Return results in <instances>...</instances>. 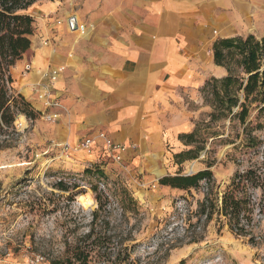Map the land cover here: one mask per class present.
<instances>
[{
    "label": "rangeland",
    "instance_id": "1",
    "mask_svg": "<svg viewBox=\"0 0 264 264\" xmlns=\"http://www.w3.org/2000/svg\"><path fill=\"white\" fill-rule=\"evenodd\" d=\"M254 33L260 37L264 28ZM201 96V105L189 104L190 109L199 108L195 143L181 140L178 151L167 144L172 155L164 171L166 176L209 171L211 178L181 191L161 186V178L148 171L129 173L127 166L114 162H119V152L104 144L101 152L106 160L83 164L74 158L73 148L51 137L44 114L36 119L20 114L25 127L17 125V114L13 133L0 136V264L66 262L76 246L80 251L92 249L87 264H263L264 214L257 208L252 213L251 243L249 237L232 234L223 217L218 220L214 214L206 219L198 205L205 197L220 204L234 174L261 162L264 104H251L246 124L241 125L236 119L213 121L209 106L213 98L207 92ZM244 126L260 140L256 148L245 147ZM79 144L76 150L82 149ZM191 150L199 151L194 160L187 155ZM58 182L67 191L60 190ZM85 194L95 206L79 204L77 197ZM251 194L252 200L259 198L257 190ZM96 210L98 219L92 222Z\"/></svg>",
    "mask_w": 264,
    "mask_h": 264
},
{
    "label": "crops",
    "instance_id": "2",
    "mask_svg": "<svg viewBox=\"0 0 264 264\" xmlns=\"http://www.w3.org/2000/svg\"><path fill=\"white\" fill-rule=\"evenodd\" d=\"M28 11L31 54L11 69L15 91L35 112L58 115L50 135L81 163L106 160L104 133L124 147L116 164L158 179L167 144L178 151L195 127L199 108L190 102L201 105L206 81L227 75L213 44L264 28V0H36ZM56 68L50 82L45 74ZM47 99L60 107L47 108ZM84 140L91 149L76 150Z\"/></svg>",
    "mask_w": 264,
    "mask_h": 264
},
{
    "label": "trees",
    "instance_id": "3",
    "mask_svg": "<svg viewBox=\"0 0 264 264\" xmlns=\"http://www.w3.org/2000/svg\"><path fill=\"white\" fill-rule=\"evenodd\" d=\"M36 0H0V136L13 133V122L17 114L36 119L39 113L14 89L11 69L24 55L31 54V36L34 32L33 18L28 9ZM213 61L226 69L227 75L220 79L211 78L201 89L209 93L213 102L209 105L213 112V121L222 118L236 119L241 125L246 124L249 106L264 104V35L256 37L252 34L217 40L212 46ZM241 97V98H239ZM205 102H207L205 97ZM237 110V112L234 110ZM263 108H260L262 110ZM245 147L256 148L260 140L250 134L251 130L244 126ZM249 132V133H246ZM186 144L195 143V132L180 136ZM189 151V159L194 160L197 152ZM100 175L102 171L97 170ZM88 173V171H87ZM211 172L200 171L193 175L165 176L159 180L161 186L178 190L196 188L200 181L210 180ZM57 187L67 191L62 182ZM96 194L97 187H91ZM257 190L259 198L252 200L251 192ZM99 203L100 197L96 194ZM198 212L210 220L212 215L223 217L232 234L237 237H249L254 243L252 231V213L257 208L259 214H264V156L260 163H254L245 170L237 171L230 187L224 192L220 204L205 197L198 205ZM98 210L92 213V222L97 221ZM91 230L86 238L91 237ZM89 250L80 251L76 246L72 256L61 262L51 261V264H71L72 260L79 264H87ZM264 264V263H263Z\"/></svg>",
    "mask_w": 264,
    "mask_h": 264
},
{
    "label": "built area",
    "instance_id": "4",
    "mask_svg": "<svg viewBox=\"0 0 264 264\" xmlns=\"http://www.w3.org/2000/svg\"><path fill=\"white\" fill-rule=\"evenodd\" d=\"M56 24L60 25L61 21H57ZM29 65L30 64H26L25 71L29 70V67H30ZM61 72H62L61 68H56V69H53V70H50L49 72H47V74H45V76H47L49 78L50 82H54ZM45 106L47 108H55V107L58 108V107H60L58 102L52 101L50 99H47L45 101ZM44 117H45V119L47 121L52 122V121H54V120H56L58 118V115L55 114V113L44 114ZM98 137L103 141V144L105 145V147L108 150L116 151V152L124 151V147L123 146L118 145V144H114L110 139L107 138V136L104 133H99ZM79 146L82 149H84V150H89L90 149V141L89 140H84V141L80 142Z\"/></svg>",
    "mask_w": 264,
    "mask_h": 264
},
{
    "label": "bare ground",
    "instance_id": "5",
    "mask_svg": "<svg viewBox=\"0 0 264 264\" xmlns=\"http://www.w3.org/2000/svg\"><path fill=\"white\" fill-rule=\"evenodd\" d=\"M16 122H17V125H19L20 127H25L26 125L23 115H18L16 118ZM190 168H192V166H189V169ZM77 200L83 208H89V207L95 206V202L89 194L80 195L77 197Z\"/></svg>",
    "mask_w": 264,
    "mask_h": 264
},
{
    "label": "water",
    "instance_id": "6",
    "mask_svg": "<svg viewBox=\"0 0 264 264\" xmlns=\"http://www.w3.org/2000/svg\"><path fill=\"white\" fill-rule=\"evenodd\" d=\"M69 25H70L71 30H76L77 29L76 22H75V20L73 18H71L69 20Z\"/></svg>",
    "mask_w": 264,
    "mask_h": 264
}]
</instances>
